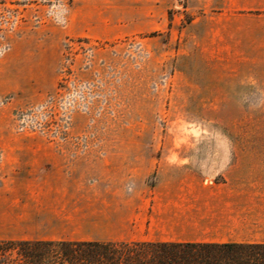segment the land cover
<instances>
[{"label":"crops","instance_id":"crops-1","mask_svg":"<svg viewBox=\"0 0 264 264\" xmlns=\"http://www.w3.org/2000/svg\"><path fill=\"white\" fill-rule=\"evenodd\" d=\"M224 5L228 15L193 19L181 33L186 55L204 57L194 68L197 81L186 83V103H252L255 87L248 82L264 73L261 20L232 11L262 10L264 0ZM168 7L155 0H74L64 27L13 42L0 59V96L41 101L55 90L63 40L172 31ZM104 152L76 156L72 146L0 130V241L264 244V145L108 146Z\"/></svg>","mask_w":264,"mask_h":264},{"label":"rangeland","instance_id":"rangeland-1","mask_svg":"<svg viewBox=\"0 0 264 264\" xmlns=\"http://www.w3.org/2000/svg\"><path fill=\"white\" fill-rule=\"evenodd\" d=\"M73 1L0 0V59L25 33L64 27ZM155 1L168 2L172 31L112 41L66 38L55 90L39 102L0 96V130L72 146L76 156L91 150L104 156L108 146L264 145V73L248 82L255 87L252 103L185 102L186 83L197 81L194 68L204 57L186 55L181 33L193 19L228 15L227 0ZM232 11L264 26V9Z\"/></svg>","mask_w":264,"mask_h":264},{"label":"trees","instance_id":"trees-1","mask_svg":"<svg viewBox=\"0 0 264 264\" xmlns=\"http://www.w3.org/2000/svg\"><path fill=\"white\" fill-rule=\"evenodd\" d=\"M0 264H264V244L0 241Z\"/></svg>","mask_w":264,"mask_h":264},{"label":"built area","instance_id":"built-area-1","mask_svg":"<svg viewBox=\"0 0 264 264\" xmlns=\"http://www.w3.org/2000/svg\"><path fill=\"white\" fill-rule=\"evenodd\" d=\"M23 117H24V118H25V117L27 118V114H24ZM66 129H67V128H64L63 130L66 131Z\"/></svg>","mask_w":264,"mask_h":264}]
</instances>
